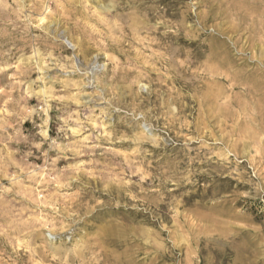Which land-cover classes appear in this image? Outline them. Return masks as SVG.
Returning a JSON list of instances; mask_svg holds the SVG:
<instances>
[{
    "label": "rangeland",
    "instance_id": "rangeland-1",
    "mask_svg": "<svg viewBox=\"0 0 264 264\" xmlns=\"http://www.w3.org/2000/svg\"><path fill=\"white\" fill-rule=\"evenodd\" d=\"M137 78L160 148L102 116ZM262 207L264 0H0V264H264Z\"/></svg>",
    "mask_w": 264,
    "mask_h": 264
},
{
    "label": "clouds",
    "instance_id": "clouds-1",
    "mask_svg": "<svg viewBox=\"0 0 264 264\" xmlns=\"http://www.w3.org/2000/svg\"><path fill=\"white\" fill-rule=\"evenodd\" d=\"M82 3L87 7V0H82ZM133 87H135V91H133ZM126 88L131 99L126 103L121 104L118 99L119 92L116 89H113L112 98L108 101H102L108 105V111L102 112V116L109 115V112L115 114L119 123L127 129L128 133H130L126 138L131 139L137 146L146 143L152 145L154 148H160L166 142L169 125L175 120L176 107L171 101L156 105L150 99V85L142 84L139 78L127 83ZM144 93H147L148 95H143ZM145 101L148 102L146 103ZM160 109H163V112H161ZM161 116L168 121V124L161 126ZM222 158L226 159V156ZM192 176V171H189L187 175L178 178L175 183L177 186L181 183L192 184L194 182ZM177 195H179V193H177ZM218 195L219 191L215 187L212 189L211 195H208L207 188L205 189V192L202 193V197H206L205 203L210 200L212 203L218 204L219 200H223L222 196L217 200L216 197ZM172 199L175 200V196H173ZM159 200H163L162 194L159 197ZM261 210H264V207H262ZM145 211L151 212L156 219L159 220L162 229L171 231L161 218L162 210L153 208L149 205Z\"/></svg>",
    "mask_w": 264,
    "mask_h": 264
}]
</instances>
